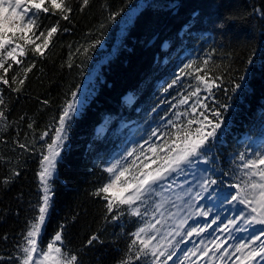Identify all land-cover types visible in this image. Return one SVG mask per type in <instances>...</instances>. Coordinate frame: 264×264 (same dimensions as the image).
I'll use <instances>...</instances> for the list:
<instances>
[{"label":"trees","instance_id":"trees-1","mask_svg":"<svg viewBox=\"0 0 264 264\" xmlns=\"http://www.w3.org/2000/svg\"><path fill=\"white\" fill-rule=\"evenodd\" d=\"M67 2L73 9L68 21L60 19L59 12L41 13L37 20L39 30L59 20L60 30L44 54L34 53L29 45L27 55L18 57L20 65L9 59L5 66L13 63L12 69L7 74L0 70V76L10 81L0 82L4 101L0 111L5 113L0 119V257L5 259L0 264H13L7 257L16 252L27 221L35 214L31 206L42 194L40 160L48 154L47 144L56 136L69 102L75 111L66 122L50 180L53 206L43 244L65 224L64 247L78 253L81 264H120L126 254L135 257L139 242L131 252L129 244L141 219L129 215L127 206L108 213L107 201L93 195L109 179L96 164L105 154L107 138H96L95 130L103 124L108 131H117L123 122L141 115L130 111L123 97L132 94V109L144 111L172 54L196 48L202 68L195 73H207L205 78L219 85L200 93L197 118L207 116L220 123L218 135L210 139L204 155L187 164L198 162L194 169L208 175L215 200L231 201L238 190L230 185L243 186L247 179L237 167L245 162L241 155L253 158L264 143V0H89L83 9L82 0ZM30 65L34 67L25 78L24 69ZM12 76L17 82L24 79V84L11 83ZM237 84L241 86L236 88ZM18 86L19 92L12 90ZM198 126L194 123L193 131ZM13 170L19 175L5 184ZM231 203L243 208L249 219L256 215L238 201ZM119 211L123 215L112 221ZM93 235L98 240L87 246ZM146 251L130 264H153Z\"/></svg>","mask_w":264,"mask_h":264},{"label":"snow or ice","instance_id":"snow-or-ice-1","mask_svg":"<svg viewBox=\"0 0 264 264\" xmlns=\"http://www.w3.org/2000/svg\"><path fill=\"white\" fill-rule=\"evenodd\" d=\"M88 3L89 0H82L81 9L87 6ZM72 11L73 9L67 0H0V70L7 74L12 69L13 63L20 65L22 61L18 57L27 55V46L29 45H32L31 50L34 53L44 54V50L49 47L52 37L59 32L60 27L59 20H57L55 24H50L45 30H39L41 26L37 24V20L40 19L41 13H50L55 16L59 12L60 19L68 21L69 14ZM119 14V12L113 14L111 19L114 20ZM37 30H39L38 35L36 34ZM63 30L67 31V29ZM37 40L42 42L36 43ZM20 41L23 43H20ZM96 43H99V41H96ZM9 59L13 63H7V66H5ZM207 63L208 61L205 60L204 64L206 65ZM32 67L34 65L24 69L25 78ZM190 67V64L185 65V68ZM197 71H201V69L198 68ZM206 75L207 73L199 75L196 79L209 90L219 86L215 85L211 79H206ZM240 79H243V77ZM0 82L5 85L10 84L9 79L5 78V76H0ZM175 82L173 81V83ZM11 83H18L19 86H22L24 79H20L17 82V77L12 76ZM19 86L12 90L19 92ZM240 86V84H237L236 88ZM198 91L199 88L192 95H196ZM72 95L75 99L76 93L73 92ZM186 102V99L180 101L181 104ZM3 103V99L0 98V105ZM73 111H75L73 102H69L63 108L59 117V127L56 128V136L51 143L47 144L48 154L43 155L40 160V171L37 175L42 194L39 196L38 202L31 206L35 214L28 219L21 240L16 245V252L13 256L7 257V259L13 261V264H81L78 253H73L64 247L63 231L66 227L65 224L59 226V229L47 243L46 250L43 244V235L53 206L54 193L52 192L50 180L58 162L57 158L60 156L59 148L65 139L66 122L69 119L70 112ZM193 112H195V108H193ZM213 115L218 118L220 113L213 112ZM4 116L5 113L0 111V119L4 118ZM194 123L200 126L193 131L191 125ZM207 125L211 126L210 131H205V126ZM29 127H32V125L29 124ZM220 127V123H213L207 116H204L202 120L189 119L186 128H177L175 139H172L170 143L168 141L165 142L163 147H166L167 151L163 156L159 155L161 149L153 145L149 149L154 157L150 163H145L144 161L137 163L135 158L132 159L131 163L126 164H121L120 159L111 161L104 167V171L109 174L110 178L93 195L100 196L107 201L106 208L108 213H113L114 208L118 209L120 206H127L129 215L140 216L141 212L140 208L136 206L137 202L146 201L147 196L156 190L154 186H160L163 181L170 178L172 173L182 171L183 166L191 163L194 158L204 155L210 139L218 135L217 130ZM41 139H43V136H41ZM19 146L21 148L25 147L23 144ZM126 155L134 156V153L128 151ZM147 159L145 157V160ZM241 160L245 162L237 165V167L243 170V175L247 179L243 186L240 184L230 185V187L238 190L236 194L231 195V201H238L239 204L245 205L252 213L256 214L251 217L250 223L264 225V151L255 152L253 158L245 159L241 155ZM152 164L157 166L152 168ZM18 175L19 172L13 170L11 176L6 177L3 182L8 184ZM225 175H228V173H225ZM211 183L215 184L217 181L212 180ZM241 193H243V196H241ZM145 214L147 213L145 212ZM199 214L207 215V213ZM121 215H123V211L113 214L111 220L117 221ZM241 215H243V211H241ZM148 227L154 226L149 225ZM145 231V227H140L132 234L134 239L129 244V252H131L132 247L137 242H139L140 247L135 257L126 254L120 264H130L133 259L139 260L142 255L146 256L148 254L146 249L151 247V241L155 237L144 238L141 234ZM204 231H206L205 228L197 230V228L193 227L188 231L187 235L192 236L193 233L199 235L200 232ZM262 238H264V229H261L258 234H253L246 243L236 246V252L242 253L241 256L236 257L238 264H264V239ZM96 240H98V237L93 235L87 241V246L92 245ZM213 243L216 245V249L221 247L215 240ZM257 244L259 245L258 247L250 246ZM244 249H247V252H244ZM214 251L215 249H213ZM224 251L226 252L227 249H224ZM188 252H191L193 256L196 255V251L193 249H189ZM188 252L185 253L186 257ZM164 254V252L159 253L160 256ZM152 255L159 259L154 248L152 249ZM174 255L175 253L169 255L168 260H171ZM200 256H208V250L204 249L201 251ZM3 259L5 258L0 257V260ZM164 264H167V261ZM180 264H183V261Z\"/></svg>","mask_w":264,"mask_h":264},{"label":"rangeland","instance_id":"rangeland-1","mask_svg":"<svg viewBox=\"0 0 264 264\" xmlns=\"http://www.w3.org/2000/svg\"><path fill=\"white\" fill-rule=\"evenodd\" d=\"M199 59L200 51L191 48L184 53L172 54L169 60H165V77L157 81L155 91L144 111L141 107L132 109L135 103L132 94L123 97L122 100L129 110L141 115L123 122L117 131H108L103 124L100 129L95 130L96 138H107L105 154L96 161L98 166L104 170V167L115 159H120L121 164L131 163L134 158L137 159V163L140 161L150 163L154 157L149 149L153 145L161 149L159 155H164L167 149L163 146L166 141L170 143L175 139L177 128H186L189 119L198 118L199 107L202 105L200 93L208 90L196 79L199 75L195 72L202 68ZM188 64L191 67L185 68ZM197 88L199 91L192 95ZM183 99L187 102L181 104L180 101ZM191 128L193 130V124ZM128 151L133 152L134 156H127ZM260 151H264V143ZM145 157L148 159L145 160ZM156 166L151 165L152 168ZM185 166L182 171L172 173L160 186H154L156 190L147 196L146 201L137 202L136 206L141 212L138 216L142 222L140 227L146 228L141 235L144 238L155 237L148 249L153 262L238 264L236 257L242 253L236 252V246L246 243L253 234H258L263 228H253L250 219L241 215L243 208L237 209L229 200L221 203L211 197L212 189L208 184V175L198 173L194 169L198 166L197 161H194L192 166ZM200 166L203 170L206 169V166L202 164ZM149 225L154 227H148ZM193 227L197 230L205 228L206 231L188 236V231ZM214 240L221 245L219 249H216ZM153 248L159 259L152 255ZM189 249L195 250L196 255L188 252ZM204 249L208 250V256H200ZM160 252L165 254L160 256ZM244 252H247V249H244ZM172 253L175 255L168 260Z\"/></svg>","mask_w":264,"mask_h":264},{"label":"bare ground","instance_id":"bare-ground-1","mask_svg":"<svg viewBox=\"0 0 264 264\" xmlns=\"http://www.w3.org/2000/svg\"><path fill=\"white\" fill-rule=\"evenodd\" d=\"M164 47H165V45H164ZM102 126L101 125H98L97 127H96V130L97 129H100Z\"/></svg>","mask_w":264,"mask_h":264}]
</instances>
